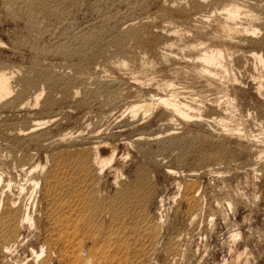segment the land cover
<instances>
[{
    "label": "rangeland",
    "instance_id": "374dc122",
    "mask_svg": "<svg viewBox=\"0 0 264 264\" xmlns=\"http://www.w3.org/2000/svg\"><path fill=\"white\" fill-rule=\"evenodd\" d=\"M234 3L228 34L219 14ZM208 47L225 52L212 82L197 68ZM251 52L264 59V0H0V200L11 180L19 208L0 264H264ZM97 153L114 155L101 171Z\"/></svg>",
    "mask_w": 264,
    "mask_h": 264
},
{
    "label": "bare ground",
    "instance_id": "6f19581e",
    "mask_svg": "<svg viewBox=\"0 0 264 264\" xmlns=\"http://www.w3.org/2000/svg\"><path fill=\"white\" fill-rule=\"evenodd\" d=\"M245 6V5H244ZM243 8V7H242ZM244 10V9H243ZM246 11V10H245ZM222 13L219 14L222 15L225 24L221 25V30L223 32H227L229 34V32H232L234 30H236L237 28H232L234 27V25L236 24V20H238L240 18V15L242 13L240 7L238 5L234 4H230L224 8H222L221 10ZM255 12V11H254ZM248 13V12H247ZM256 13V12H255ZM254 16V15H253ZM248 18V17H247ZM251 20V19H250ZM203 21V20H200ZM218 23V22H217ZM223 23V22H222ZM205 24V23H204ZM215 24V23H214ZM253 24V23H252ZM215 28V27H214ZM242 29V28H241ZM242 31V30H241ZM243 31H247V30H243ZM257 29H252V32H257ZM240 32V30H239ZM226 33V34H227ZM241 33V32H240ZM216 34V33H215ZM227 34V36H228ZM242 34V33H241ZM254 34V33H253ZM226 36V35H225ZM226 36V37H227ZM239 36V35H238ZM228 38V37H227ZM233 38V37H231ZM242 38V37H241ZM218 40V39H217ZM228 40V39H227ZM242 40V39H241ZM219 41V40H218ZM234 41V40H233ZM224 43V41H222ZM221 42V43H222ZM238 42H240L238 40ZM235 44V43H234ZM199 46V45H198ZM225 52L221 50H215V49H210L209 47L206 48L205 50L202 51L201 54H199L198 56V74L199 76H201L200 79L204 78V81H210L212 82V80L214 79V77H216L217 71H221L222 69L225 70ZM251 57H253L254 59H256L257 61H259L261 64H264V59L262 58V56L258 53L255 52H251ZM125 62V61H124ZM125 64V63H124ZM218 71V72H219ZM226 72V71H225ZM193 74V73H192ZM8 76L4 73H0V100L7 98V96H9L10 94V85H9V80H8ZM206 83V82H205ZM212 84V83H211ZM258 88L261 89V84H257ZM10 86V87H9ZM260 92V91H259ZM40 95V94H39ZM39 95L36 96V99H38ZM171 97H173L171 95ZM162 98V97H158L155 101L156 104H160L162 105V107L164 109L170 110L173 114L177 115L179 118L183 119V120H188V118H190V110L192 109L190 106L177 102L176 100H174L173 98ZM175 97V96H174ZM147 107V106H146ZM145 106H137L136 107H132L133 109L131 110V114L133 116H135L137 114V112H139V109H143L146 108ZM146 111V110H145ZM192 111V110H191ZM176 116V117H177ZM51 121V120H50ZM221 123V121L219 122ZM42 124V123H41ZM41 124H37L35 126H32L31 128H28V131L34 132L37 131L40 127ZM222 125V124H221ZM27 133V132H26ZM240 135V134H238ZM253 142V141H252ZM252 144V143H251ZM113 154L111 153V155H109V157H101L98 155V153L96 154L94 159V163L95 165L97 164L99 170L101 171L104 166L108 165L112 160H113ZM93 169V168H92ZM29 176V175H28ZM31 179V178H30ZM10 182H12L10 180ZM8 182L6 185H4L5 187H7L6 191H2L1 194L4 196L3 200H0V233H5L7 231H11L14 232L12 234H15V220L17 219L15 217V213L17 211H19V208H13L15 205V200L11 199V194H10V187L12 186V184ZM31 185H32V191L30 192V197L32 195V192L35 188V184H37L35 181H31ZM3 183L2 178H0V185ZM2 186V185H1ZM13 188V186H12ZM1 189V188H0ZM24 188H21L20 191H22ZM5 190V189H4ZM18 191V190H17ZM6 192H9V194H5ZM10 195V196H9ZM19 195V194H18ZM15 198V196H13ZM19 203V202H18ZM23 203V202H22ZM27 203V202H26ZM27 206V205H26ZM25 207V206H24ZM23 207V210H24ZM29 209H25V214L20 217V223L21 225L25 222H31L32 221V217L29 214ZM22 211V210H21ZM21 216V215H20ZM20 225V226H21ZM12 227V228H11ZM11 228V230H9ZM1 237V236H0ZM9 238V237H8ZM13 239V237H12ZM15 241V240H13ZM12 243V242H11ZM10 242H6L3 246H2V250L3 253L4 252H9L10 248L9 245ZM12 245V244H11ZM36 258L40 257L41 254H43V250H41L40 255L35 254V252H32ZM41 259V258H40Z\"/></svg>",
    "mask_w": 264,
    "mask_h": 264
}]
</instances>
